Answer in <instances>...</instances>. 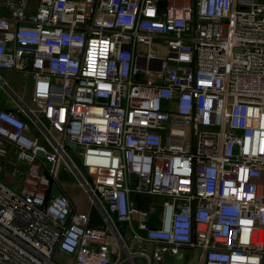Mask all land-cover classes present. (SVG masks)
Returning a JSON list of instances; mask_svg holds the SVG:
<instances>
[{
  "label": "built area",
  "instance_id": "2783aa9c",
  "mask_svg": "<svg viewBox=\"0 0 264 264\" xmlns=\"http://www.w3.org/2000/svg\"><path fill=\"white\" fill-rule=\"evenodd\" d=\"M0 69L33 103L0 106L27 165L0 178V264H264V0H0ZM63 163L88 209L54 192Z\"/></svg>",
  "mask_w": 264,
  "mask_h": 264
},
{
  "label": "rangeland",
  "instance_id": "374dc122",
  "mask_svg": "<svg viewBox=\"0 0 264 264\" xmlns=\"http://www.w3.org/2000/svg\"><path fill=\"white\" fill-rule=\"evenodd\" d=\"M37 0H31V8L34 9L36 7ZM154 45L161 48V56L165 57L168 54L167 44L164 43L162 40H155ZM143 45H140L139 51L143 50ZM1 75V73H0ZM4 80L8 83V87L0 86V104H4L6 102H11L12 98L16 97H23L28 104L33 105L31 100V83L32 79L30 77H25L21 73L18 72L17 75L12 76L11 78H6L5 76L1 75ZM44 142V141H43ZM9 153L6 157H0V164L3 166V171L1 172L0 178L4 181L7 185L12 187L13 189H18L20 183L22 182L23 176L25 171L27 170V165L25 162L21 161L18 158V154L16 148L12 145L8 147ZM74 159L78 165L81 166V160L74 156ZM79 177L73 171L71 173L66 164L63 163L61 171L56 181V185L62 187L66 195L70 197L74 203H78L79 205H88L85 200V193L82 191L80 186L78 185ZM58 188V186H57ZM58 193L56 189L54 191ZM162 210L156 205V208L151 211V218H157L161 216ZM91 215H92V223L95 225H102L104 224L103 217L100 213V210L97 205L91 207ZM55 259L60 264H72L73 258L67 256L61 252L55 255Z\"/></svg>",
  "mask_w": 264,
  "mask_h": 264
},
{
  "label": "water",
  "instance_id": "95a60500",
  "mask_svg": "<svg viewBox=\"0 0 264 264\" xmlns=\"http://www.w3.org/2000/svg\"><path fill=\"white\" fill-rule=\"evenodd\" d=\"M12 45H13L12 42L7 43L8 48H11ZM6 108L13 109V107H6ZM65 147L67 151L69 152L77 149V145L72 142H67L65 144ZM38 155L43 156L44 154L41 151H38ZM46 161L48 162V164H51L50 160L46 159ZM150 202L157 203L159 209L164 210V207L162 205V199L160 198L152 197L151 195H145V194H136L133 197V207L139 210L145 211V212L150 210ZM180 208H181V203H177L176 209L179 210ZM169 218H170V212L168 213V221H169ZM190 257H191L190 252H186L182 254L183 261L181 264H189ZM177 258H178V255H174L170 251H167L165 253L164 261L162 264H176Z\"/></svg>",
  "mask_w": 264,
  "mask_h": 264
},
{
  "label": "crops",
  "instance_id": "0c3cea01",
  "mask_svg": "<svg viewBox=\"0 0 264 264\" xmlns=\"http://www.w3.org/2000/svg\"><path fill=\"white\" fill-rule=\"evenodd\" d=\"M0 73H1V75L5 76L8 79L11 78L12 76H15V75L18 74L17 71H14V70H3V69H0ZM31 86H32V83H31ZM19 101H23V102H26L27 103V101L23 97H20V96L19 97H16V102H19ZM5 104H9V105H7V107H14V105L12 104V101L11 102H6L4 104H0V106H4ZM57 186H58V188H57ZM56 189L58 190V193L57 194H65L66 195L65 190L62 187H59V185H56L55 184L53 190L55 191ZM85 200H86V203H87L86 195H85ZM72 205H73V207L75 209H80V210H86V209H88V205H86V207H85L84 205H79L78 203L76 204V202L74 203V201H72ZM151 226H156V225H155L154 222H152L151 223ZM197 256H198V253L196 252L194 254V256L192 255V257L190 258V261L191 260L192 261L196 260L195 264H198V257Z\"/></svg>",
  "mask_w": 264,
  "mask_h": 264
},
{
  "label": "bare ground",
  "instance_id": "6f19581e",
  "mask_svg": "<svg viewBox=\"0 0 264 264\" xmlns=\"http://www.w3.org/2000/svg\"><path fill=\"white\" fill-rule=\"evenodd\" d=\"M182 261H183L182 255L181 254H178V258L176 260V264H181ZM195 262H196V260H194V261L191 260V261H189V264H195Z\"/></svg>",
  "mask_w": 264,
  "mask_h": 264
}]
</instances>
